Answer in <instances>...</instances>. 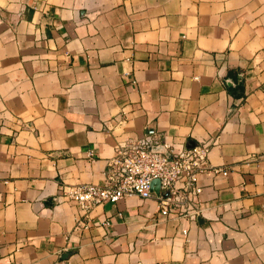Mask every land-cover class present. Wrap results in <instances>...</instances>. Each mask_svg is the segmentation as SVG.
<instances>
[{
  "label": "crops",
  "instance_id": "crops-1",
  "mask_svg": "<svg viewBox=\"0 0 264 264\" xmlns=\"http://www.w3.org/2000/svg\"><path fill=\"white\" fill-rule=\"evenodd\" d=\"M143 134L210 139L193 218L63 194ZM0 264H264V0H0Z\"/></svg>",
  "mask_w": 264,
  "mask_h": 264
},
{
  "label": "built area",
  "instance_id": "built-area-1",
  "mask_svg": "<svg viewBox=\"0 0 264 264\" xmlns=\"http://www.w3.org/2000/svg\"><path fill=\"white\" fill-rule=\"evenodd\" d=\"M209 142L206 139L174 148L170 142L151 134L120 141L105 159L100 184H72L63 188V194L85 212L103 201L133 195L152 196L160 216L174 213L193 218L194 197L201 189L198 174L206 169L217 170L207 160ZM153 178L158 179V193L149 189ZM185 231L183 228L182 232Z\"/></svg>",
  "mask_w": 264,
  "mask_h": 264
},
{
  "label": "water",
  "instance_id": "water-1",
  "mask_svg": "<svg viewBox=\"0 0 264 264\" xmlns=\"http://www.w3.org/2000/svg\"><path fill=\"white\" fill-rule=\"evenodd\" d=\"M149 189L154 191L155 193H158V179L153 178L149 183ZM163 194H166V192H163Z\"/></svg>",
  "mask_w": 264,
  "mask_h": 264
}]
</instances>
